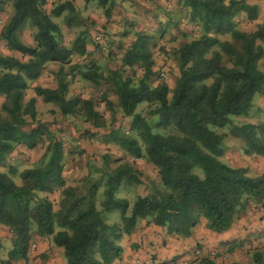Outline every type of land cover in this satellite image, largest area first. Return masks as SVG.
I'll return each mask as SVG.
<instances>
[{
  "label": "trees",
  "instance_id": "trees-1",
  "mask_svg": "<svg viewBox=\"0 0 264 264\" xmlns=\"http://www.w3.org/2000/svg\"><path fill=\"white\" fill-rule=\"evenodd\" d=\"M107 1L99 0L101 6ZM179 2L199 34L183 40L174 51L179 73L170 88L164 80L152 85L156 74L154 42L149 36L139 35L123 53L121 67L105 72L95 61L72 64L74 56L89 55L85 32L65 44L59 24L52 19L64 11L70 19L75 16L78 7L72 0L52 2L49 7L47 0H0V13L7 3L12 8L0 24V41L7 50L0 53V225L12 238L0 264L25 259L33 233L61 247L65 264H113L122 253L121 238L132 233L140 220L170 235L188 237L203 220L207 229L222 233L250 208L264 209V168L251 171L222 159L227 146L224 139L229 136L241 141L242 155L264 158V120L234 123L230 117L248 114L254 96L264 97V69L260 68L264 23L254 30L239 27L241 17L249 22L259 17V4L248 0ZM112 7L110 3L105 8L108 20ZM26 29L30 41L18 35V30ZM50 65H58L53 71L55 86L41 82ZM126 67L133 71L127 72ZM135 68L142 71L139 77ZM76 74L96 86L104 84L101 101L106 108L113 115L118 108L123 117L130 118L127 131L117 126L106 132L112 141L156 169L162 187L137 195L132 205L115 192L121 186L147 182L133 162L112 159L113 166L97 170L96 175L89 172L70 184L65 170L71 160L64 152V141L50 123L38 118V102H51L64 120L73 116L90 121L93 134L106 128L93 97L68 96L66 77ZM30 89L33 93L24 100ZM141 103L146 104L147 116L137 111ZM260 110L264 113V107ZM226 126L228 130L223 131ZM43 139L48 146L34 166L18 172L9 164L11 153L21 147L35 149ZM5 166L8 171L1 169ZM16 174L20 184L14 180ZM53 192L59 194L56 203L46 195ZM114 210L121 212V220L109 223L104 212ZM242 243L228 242L227 251L233 252ZM198 246L193 248L198 257L194 264H217L216 253L200 255ZM262 257L257 251L252 259L259 262Z\"/></svg>",
  "mask_w": 264,
  "mask_h": 264
},
{
  "label": "rangeland",
  "instance_id": "rangeland-1",
  "mask_svg": "<svg viewBox=\"0 0 264 264\" xmlns=\"http://www.w3.org/2000/svg\"><path fill=\"white\" fill-rule=\"evenodd\" d=\"M62 0L54 1L58 4ZM131 4L126 6L125 11L118 12L114 15L113 19H109L106 16L105 7L108 5V1L101 6L99 0H82V4L78 8V13L75 16L69 18L68 11H64L61 16L52 17V19L59 24L61 32L63 34V41L65 44H70L72 40L77 36L79 32H85L87 38V45H89L88 54L86 56H74L72 58V64H79L81 66L88 64L92 61L97 62L103 71L107 72L110 69L121 67V57L125 50L137 39L139 35L151 39L154 42L153 46V58H154V72L156 75L152 78V85H155L158 81L164 80L170 88H173L175 78L179 71L177 62L174 58V51L183 40L189 38L191 35H198L199 28L191 24L187 19V10L181 5L179 0H128ZM253 1V0H251ZM249 1V2H251ZM260 13L259 17L254 21H247L242 17L239 19V27L247 30H254L258 23H264V0H258ZM84 3V4H83ZM86 7L87 10L85 9ZM128 7V8H127ZM5 12L0 13V24L5 22L7 16L11 14V6L6 4ZM18 30V35L25 41H30L29 30ZM124 32L127 34L122 35ZM188 34V35H185ZM99 37V38H97ZM235 46H238L239 42L227 37ZM4 43L0 41V53H5ZM18 54V53H16ZM69 65H66V70L69 69ZM58 65H50L41 77V82L45 85L55 86L56 80L53 77V71L57 70ZM260 68L264 69V60L260 61ZM127 72L133 70L126 67ZM163 72L165 76L158 74ZM136 77L142 74L139 68H135ZM69 83L68 96L78 94L84 98L93 97L96 102V109L103 114V118L106 122V130L101 133L93 134V126L90 121L82 117L67 116L64 120L57 106L54 103L38 102L39 115L38 118L43 122L51 124V129L55 131V134L61 138L64 143V152L68 155L71 163L65 170L70 175L68 181L74 184L75 181L83 177L87 173L92 175L97 174V170L107 169L108 165L112 164V159L124 158L129 162H133L135 167L140 170L147 182L142 184H132L128 186H121L116 192L115 196L119 198H127L132 205L137 195H144L149 192L151 187L161 188L162 184L159 181L155 167L150 164L144 158H134L119 145L112 141L111 137L106 133L109 129L121 127L124 131H127L130 126V118L123 117L121 111L117 108L115 114L106 108L105 103L101 101V93L107 87L102 84L96 86L91 82L82 79L78 74L67 77ZM33 91L30 89L26 92L24 100H27ZM115 101L116 97L111 96ZM260 98V102L258 99ZM258 102V103H257ZM264 107V97L255 95L253 99V107L246 115L230 116L234 123L242 122H258L264 120V113L261 108ZM146 104L141 103L137 111L147 116ZM259 108V109H257ZM116 118V119H114ZM60 122H63L60 125ZM229 126L224 127L222 130L227 131ZM228 143H232L229 145ZM224 144L227 146H236L238 152H242L241 141L229 136L224 139ZM48 141H43L35 149H23L18 148L17 151L9 155V164L16 168L18 172L22 169L30 166H34L37 160L43 156L46 152ZM224 160V158L222 157ZM3 171H8L9 167L5 166L1 168ZM100 170V171H101ZM196 172L201 173L199 168ZM14 180L17 184L21 183V177L19 174L14 176ZM44 195L43 193H39ZM54 203L57 202L59 194L57 192L46 194ZM129 213V212H128ZM259 211L258 208L252 207L240 219L247 222L249 229L252 227L253 231L249 232L253 239H238L241 240L242 245L237 247L233 252L226 250L228 245L220 246L216 248L214 253L218 256L216 258L217 264H232L234 260V253L240 264H264V234H260L257 228H260L259 223ZM106 221L109 223L120 222L121 212L114 210L112 212H104ZM258 222V223H257ZM245 226V224L243 225ZM7 232V229H5ZM37 234V233H35ZM38 235V234H37ZM9 243L12 242L11 233L9 232ZM40 242L42 240H50L49 237H43L38 235L36 237L32 234V240ZM8 248L2 246L0 248V261L6 259V253ZM260 251L263 254L262 260L256 262L253 260V253ZM249 255V257H247ZM64 259L63 254L60 255ZM189 258V257H188ZM248 258V260H247ZM198 259L193 256L190 260H187L186 264H194ZM184 261L181 257L174 259V262L168 261L163 264H182Z\"/></svg>",
  "mask_w": 264,
  "mask_h": 264
},
{
  "label": "crops",
  "instance_id": "crops-1",
  "mask_svg": "<svg viewBox=\"0 0 264 264\" xmlns=\"http://www.w3.org/2000/svg\"><path fill=\"white\" fill-rule=\"evenodd\" d=\"M56 0H47L46 7L52 6V2ZM64 1V0H62ZM79 8L82 0H72ZM251 1V0H248ZM252 3H259L258 0L251 1ZM113 4L112 13L128 11L126 6L131 4L128 0H108V5ZM84 4V3H83ZM88 7L85 9L87 10ZM128 8V7H127ZM114 18L112 15L111 19ZM89 50V45H87ZM260 102V98L258 99ZM257 102V103H258ZM263 107V106H262ZM231 145L232 143H228ZM245 156L244 161L241 159ZM226 162L232 166L249 167L251 171H257L264 168V158H250L242 155L236 150V146H226L224 155L222 156ZM260 228L257 231L264 234V209L259 212ZM205 220L197 224L192 234L188 237L177 235H170L166 230L155 224H148L145 220H140L134 231L128 235H124L120 244L122 246V253L120 257L113 261V264H163L168 261L174 262L176 258H182L184 261L190 260L195 254L193 248L198 246L200 255L210 256L216 248L228 245V242H233L238 239H247L253 236L249 232L253 231L247 226V222L243 219H238L227 231L217 233L205 227ZM258 223V222H257ZM245 224V226H243ZM33 236H38L33 233ZM9 232H5V228L0 225V240L2 246H6L9 250L12 242L9 243ZM252 237L251 239H253ZM28 255L25 259L13 262L11 264H65V258H61L63 249L56 247L50 240H42L37 242L32 240L30 244ZM33 247V249H31ZM228 248V247H227ZM226 248V250H227ZM198 249V248H197ZM214 254V253H213ZM189 257V258H188ZM249 257V255L247 256ZM234 260L238 261L236 253H234ZM248 260V258H247ZM217 263V260L215 259ZM249 264V261L247 262Z\"/></svg>",
  "mask_w": 264,
  "mask_h": 264
},
{
  "label": "built area",
  "instance_id": "built-area-1",
  "mask_svg": "<svg viewBox=\"0 0 264 264\" xmlns=\"http://www.w3.org/2000/svg\"><path fill=\"white\" fill-rule=\"evenodd\" d=\"M97 38H99V37H97ZM161 75H162V77L165 76V74H164L163 72H161ZM31 249H33V247H32ZM199 252H200V250H197V253H199ZM212 254H213V253H212ZM181 263H182V264H186L185 261H182Z\"/></svg>",
  "mask_w": 264,
  "mask_h": 264
},
{
  "label": "clouds",
  "instance_id": "clouds-1",
  "mask_svg": "<svg viewBox=\"0 0 264 264\" xmlns=\"http://www.w3.org/2000/svg\"><path fill=\"white\" fill-rule=\"evenodd\" d=\"M200 248H198L197 250H199ZM214 253V252H213ZM185 262H187V261H185Z\"/></svg>",
  "mask_w": 264,
  "mask_h": 264
}]
</instances>
